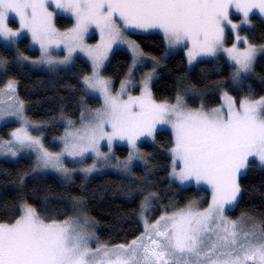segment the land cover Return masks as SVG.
<instances>
[{"label": "snow or ice", "instance_id": "1", "mask_svg": "<svg viewBox=\"0 0 264 264\" xmlns=\"http://www.w3.org/2000/svg\"><path fill=\"white\" fill-rule=\"evenodd\" d=\"M50 3L70 12L75 17V26L60 32L53 23L54 13L48 10ZM232 8L243 13L242 23L246 24L253 9L264 13V0H0V36L5 40L26 30L44 53L40 62L66 64L74 52L81 51L97 69L92 77H85V83L103 93L104 103L95 110L84 134L66 145L69 156L94 152L107 159L100 152V141L106 140L110 147L115 139L126 140L135 149L141 136H153L157 124H170L175 136L171 175L182 183L208 185L212 191L207 210L194 211L190 203L173 215L162 216L138 240L111 251L106 247L93 251L88 243L90 236L83 229L73 228L70 219L45 222L35 208L23 204L19 218L10 223L0 221V264H248L249 261L264 264V228L253 243L250 234L243 232V223L238 225L224 215L225 206L233 205L237 199L238 176L247 168L249 158L264 165V97L256 101L245 98L237 108L236 102L225 94L226 117L221 108L212 109L209 115L203 105L199 110L187 108L179 95L174 105L156 103L149 89L151 75L145 77L140 96L129 95L122 100L124 84L121 93L113 96L110 80L100 78L98 73L112 43L122 36L123 30L154 29L163 33L170 46L190 44L189 64L197 56L226 52L239 65L234 73L236 78L242 71H249L257 53L264 52V46L248 43L244 51L235 44L224 47L225 26L230 30L240 27L230 19ZM10 13L19 17V31L8 26ZM93 27L101 34V43L94 48L84 43L85 34ZM236 41H241L239 35ZM125 42L132 45L134 54L144 55L134 42ZM61 44L68 55L63 60H54L49 50ZM7 87L14 91L13 82ZM106 125H110L111 131H105ZM12 135L21 145L31 147L40 143L26 133ZM134 158L130 153L124 167ZM40 159L44 167L67 171L60 155L42 150ZM177 161L182 164L179 172Z\"/></svg>", "mask_w": 264, "mask_h": 264}, {"label": "trees", "instance_id": "2", "mask_svg": "<svg viewBox=\"0 0 264 264\" xmlns=\"http://www.w3.org/2000/svg\"><path fill=\"white\" fill-rule=\"evenodd\" d=\"M72 23L73 20L65 16L57 18L59 28ZM10 25L17 27L14 21H10ZM245 33L250 43L264 44V19L253 15L251 27ZM132 36L143 52L161 62L151 88L156 101L173 102L181 94L191 107L203 105L204 110H212L222 104L224 93L230 94L236 102L264 97V57L256 62L251 75L237 81L233 78L231 64L223 57L200 60L191 68L182 51L166 54L161 34L133 33ZM38 56L28 36L11 45L0 40V61L3 62L0 89L10 79L17 82V96L24 103L29 118L46 125L39 131L44 150L58 152L65 121L80 120L85 108H98L101 100L87 94L82 83V78L91 71L86 61L78 58L70 68L42 70L34 62ZM130 64L129 53L117 50L104 74L118 86ZM15 127V122L1 126L0 140L10 141L9 135ZM174 144L172 133L161 129L151 140H144L137 151L129 150L126 145L115 146L117 160L128 161L129 154L134 153L135 158L124 171L102 163L86 172L90 167H84L88 164V160H84L78 166H70L73 170H67L65 178L45 172L43 165L38 166L33 150L14 158L0 157V221L13 222L21 215L20 206L27 204L35 208L45 222L89 218L94 241L103 248L126 245L143 231L139 213L145 198L154 196L151 219L191 201H198L202 207L210 202L209 188L181 184L170 178L173 167L170 151ZM239 184L241 196L230 215H252L264 228V165L253 158Z\"/></svg>", "mask_w": 264, "mask_h": 264}, {"label": "rangeland", "instance_id": "3", "mask_svg": "<svg viewBox=\"0 0 264 264\" xmlns=\"http://www.w3.org/2000/svg\"><path fill=\"white\" fill-rule=\"evenodd\" d=\"M48 10L50 12L54 13L53 23H54L55 27L60 32H65V31H67V30H69L75 26V17L70 12H64L60 9H57L55 7V5L51 4V3L49 4ZM253 15H258L259 17L264 19V13H260L258 9H253L252 11L249 12L248 22L245 24V23H242L243 13H237L235 11V8H232L229 10L230 19L232 20L233 23L240 25V27L237 29H234V30H230L228 26H225L224 42H223L225 48H231L235 44V46L240 51L245 50V48L247 47V44L250 43L248 36L245 33V31L251 27V17ZM59 16H65L67 18H70L73 20V23L66 28H59L57 25V18ZM10 21L16 22L17 27L13 28L10 25ZM7 24L13 31H19L20 30L19 29V17L16 16L14 13L9 14V19L7 21ZM133 33H146V34L147 33H159L163 36L162 32H160L159 30H154V29H149V30L127 29V30H123L122 36L117 38L112 43L111 49L107 52V59H105L102 62V65L98 68V73H99L100 78L110 80L109 90L113 96L117 95L118 93H121V85H122V83L124 84L125 87L123 89V94L120 96V98L122 100H127L129 95L134 96V97L140 96L143 93V81H144L145 77L148 75H151V79L149 80V89H150L151 94H152V89H151L152 83H153L154 79L156 78V76L158 75V69H159V66L161 64L159 59L153 58L150 55H148L142 51L139 44L133 38V36H132ZM237 35H239L241 37L240 42L236 41ZM23 36H28L30 38L31 46L33 48H35L36 50H38L39 56H38L37 60L34 62L35 63L37 62L36 66H38L42 70H52V69L54 70V69H59V68H70V67H72V65L74 64L76 59H78V58H81L84 61H86L89 64L91 71L89 74L85 75L82 78V83L85 87L87 94L95 95L98 98H100V100H101V106L100 107L95 108V109L85 108L84 113L82 115V118L80 120L67 119L65 121L64 133L59 138V142L61 144L60 150L58 152H49V153L53 154L54 156L60 155V162L63 164L64 169L71 171L73 169H70V166H78L84 160H86V161L88 160L87 161L88 164L84 165V167H86V168L90 167V169H91V168H93V165L95 167H99L100 164L103 163L106 166H110V167L114 166L113 167L114 169L116 167H119V168H121V171H124L123 170V168H125L124 164L127 161L125 159L117 160V157L115 156V153H114V148L116 145H119V144L126 145V146H128L129 150H136L137 151L139 145L142 144L144 142V140H151V138H153L155 136V134L161 129H165V130H168L169 132H171L174 139H175L174 131H173L170 124H157L156 130H155L153 136H151V137L141 136L136 141V148L135 149H133L132 145L129 144L128 141H126V140L115 139L112 141V144L110 147H109L106 140H102V141H100L99 149H100V152L102 154L107 155V159H105L103 155L97 156L96 153H94V152H86L82 156H80V155L69 156L65 152L66 145H69V144L77 141L79 136L84 134L87 127L92 122V116L94 115L95 110L101 108L103 106V103H104L103 93L98 91L97 89H92V88L88 87V85L85 83V77H92L94 74V71H97V69L95 68V66L93 64L92 59L86 53L81 52V51L74 52L72 57H71L70 62L66 63V64H61V63L48 64L46 62H40L44 53H43L42 49L40 48L39 44H36L32 41L31 34L28 33L26 30L23 31L20 36L12 37L9 40H5V38L3 36H0V40L5 45H11L12 43L16 42L17 40H19ZM245 38H246V42H245ZM230 39H231V42L229 43L228 41ZM164 40H165L166 47H167L166 54L169 55V54L175 53L177 51H182L186 57L187 62H188V50L190 48V44H188L187 46H185L184 44L170 46L165 38H164ZM12 41H14V42H12ZM125 41L134 42V44L136 46H138L139 50L144 55L139 56V55L134 54L132 45L130 43L125 42ZM84 43L88 47H93V48L96 45L100 44L101 43V34H100L99 29H97L95 27L91 28L89 30V32L87 34H85V36H84ZM253 45H255V44H253ZM255 46L260 47V46H264V44L255 45ZM117 50H124V51L128 52L130 57H131V64H130V67L126 73L125 78L122 80V82L118 86H115L114 83L112 82V80L109 79L107 76H105L104 69L106 68V66L108 65V63L111 60V57L113 56V54ZM49 52H50L51 57L54 60H63L65 58V56L68 55L67 48L64 46V44H61L60 47H55V46L51 47ZM217 57H223L231 64V66L233 68V78H234V73L239 68V65H237L234 61H232L230 59V57L228 56V54L226 52H223V51H217L215 56H197L196 59L191 62V64H189V62H188V65H189V67L192 68L195 65V63L200 61V60H211V59H214ZM261 57H264V52H258L257 53L249 71H247V72L242 71L240 73V75L234 79L238 81L239 79H241L243 77H247V76L251 75L254 72L256 62ZM9 82L14 83V91L8 89L7 86L9 84ZM225 94H227L229 97H231L233 99V97L230 94L224 93L222 96V104L217 108H221L222 111L224 112L225 117H226V115H227V112H226L227 103L224 99ZM179 96L182 97L183 103L187 106V108L193 109V110H199L200 109V108L191 107L187 103V99H186L185 95L180 94ZM152 99L156 103H167L168 105H174L177 102V98L173 102H159V101H156L153 98V96H152ZM257 100H259V99H257ZM250 101H256V100L254 99V100H250ZM240 102H236L237 108H239ZM21 104H22V108L19 107ZM204 111L206 113H208L209 115H211V110H204ZM9 113H15V114L13 115V114H9ZM9 122H15L16 127L14 128V130L9 135V136H11L10 141L0 140V157L1 158H14L19 153L22 154L25 152H29V150H33V152H34L33 154H35L36 159H37L36 164L38 166L43 165V162L41 161L40 158L42 155V150H44L45 147H44L43 136L39 131L44 130L46 125L42 124V122H37V121H34V120L29 118V116L26 113L24 103L17 96V82L14 80H11V79L8 80L5 83V85H3V87L0 89V128H1V126H3L6 123H9ZM105 131H111L110 125L105 126ZM13 133H17L21 136H23L26 133L27 136L38 140L40 143H39V145H33L31 147H28L27 144L21 145L16 140V138L12 135ZM174 146H175V144H174ZM174 146L172 148H174ZM13 153H15V155H13ZM170 153L172 154L171 151H170ZM172 156H173V154H172ZM252 159L253 158L250 157L249 162ZM178 165H181V162H179ZM178 165H176V171L177 172H179L181 167H182V165L181 166H178ZM247 168H248V166H247ZM247 168L243 169L241 175L238 176V181H237L238 184H239L240 177L246 172ZM44 171L56 174L62 178H65L68 175L67 171H63L59 168H54L51 166L44 167ZM117 171H119V170H117ZM171 173H172V171H171ZM170 178L176 182L181 183V184L196 185L197 187L198 186H204L206 188H209L211 191L210 186L202 184V183L196 184L195 182H189V181H185L182 183L179 179L173 177L172 175H170ZM239 186H240V184H239ZM211 194H212V191H211ZM240 196H241V188H240V192H239L237 199L234 202V204L230 205V206L229 205L225 206L224 215L228 220L236 221L238 223V225L243 223L245 225V227L243 228V232H248L250 234L249 239L253 243H255L257 241V239L260 237V229L263 228L261 222L258 219H256L254 216L249 215V214H241L237 217H233L232 215H230V212L236 207ZM211 197H212V195H211ZM211 197H210L209 204L205 207L200 206L198 201H191L187 205H185L181 208L174 209V210H171L168 212H164L160 216L156 217L155 219H151L152 209H153V207H151V206H152V203L154 201V196H151L150 198H148L147 201L146 200L143 201V203H142L143 210L141 209V212L139 213V220L141 222L143 231L138 237H136L133 240H138V238L144 236L146 233V230L150 229V226L155 224L157 221H159L162 216L173 215L174 213L179 212L182 209H185L186 206H188L190 203L193 205L194 211L203 212V211L207 210L209 208V206L211 205ZM70 224L73 228H76L77 230L83 229L84 232L88 236H90L88 243H89V246L91 247V249L93 251H95L97 248H101L102 250L104 249L102 247V245L100 246L94 241V237L92 234L93 233L92 223H91L89 218L82 216V217L70 219ZM163 224H164V222L161 221V225H163ZM253 232H255V235H252ZM213 239H215L214 236H213ZM131 242L126 244L125 246L131 244ZM116 247L117 246H113V247H109L107 249L109 251H111V250L115 249ZM101 258H103V251L101 252ZM248 264H253V262L249 261Z\"/></svg>", "mask_w": 264, "mask_h": 264}]
</instances>
